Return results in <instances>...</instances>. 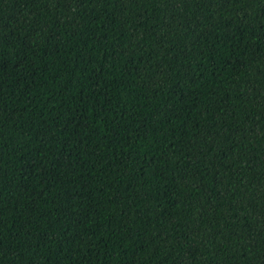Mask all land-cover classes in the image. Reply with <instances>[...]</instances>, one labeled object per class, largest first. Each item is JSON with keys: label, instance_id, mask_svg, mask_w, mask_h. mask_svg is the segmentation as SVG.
Wrapping results in <instances>:
<instances>
[{"label": "trees", "instance_id": "trees-1", "mask_svg": "<svg viewBox=\"0 0 264 264\" xmlns=\"http://www.w3.org/2000/svg\"><path fill=\"white\" fill-rule=\"evenodd\" d=\"M0 264H264V0H0Z\"/></svg>", "mask_w": 264, "mask_h": 264}]
</instances>
